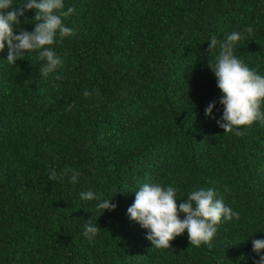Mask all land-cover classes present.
I'll use <instances>...</instances> for the list:
<instances>
[{"label": "trees", "instance_id": "1", "mask_svg": "<svg viewBox=\"0 0 264 264\" xmlns=\"http://www.w3.org/2000/svg\"><path fill=\"white\" fill-rule=\"evenodd\" d=\"M64 5L75 34L46 46L63 59L55 72L42 74L38 51L15 65L7 45L0 52V264H253L252 240L264 239V126L239 136L218 126L223 94L209 64L219 47L209 40L242 33L234 55L264 76V0ZM34 16L15 27L33 31ZM213 101L215 118L205 115ZM66 168L77 183L60 176ZM146 182L174 187L177 204L215 189L239 219L222 218L211 247L190 245L185 230L157 249L127 213ZM88 191L116 209L82 200ZM89 222L101 228L91 239Z\"/></svg>", "mask_w": 264, "mask_h": 264}, {"label": "clouds", "instance_id": "2", "mask_svg": "<svg viewBox=\"0 0 264 264\" xmlns=\"http://www.w3.org/2000/svg\"><path fill=\"white\" fill-rule=\"evenodd\" d=\"M64 0H23L19 5H14L13 0H0V52L7 45L6 61L15 65L22 59L26 52L38 51V59L44 61L41 72L44 76L56 71L63 64V59L51 48L57 43V36L74 35L73 29L66 27L62 18L71 15L75 9L68 7L65 11ZM28 10H35L34 30L29 32L18 29L20 17ZM17 31L19 34H16ZM245 31L248 35L253 33V28L248 26ZM242 39V33L232 32L224 40L216 36L210 37V49L219 47V55L214 64H209L217 79V87L222 96L219 103L223 105V115L217 124L224 133L242 135L239 128L259 121L264 126V76L250 69L242 60L234 55V45ZM62 75H56V80H61ZM93 93L99 95L98 90L85 91L84 95ZM216 102H210L205 108V115L212 116ZM71 173L70 182H78L79 173L71 168H66L60 176ZM60 177L55 170L49 175V180ZM227 191V188L225 189ZM82 200H100L98 209L114 211L117 207L111 199H101L95 193L88 191L81 193ZM131 220L147 229L146 238L157 249H170V241L180 236L187 230L190 245L200 247L211 241L217 232V225L222 218L231 221L239 219V213L226 206L223 198L218 197L215 189L193 190L187 195L186 202L177 204L176 189L172 186L162 187L160 184L143 183L135 191L133 204L127 209ZM184 218L181 219L180 215ZM100 227L91 222L84 225V236L90 239L99 231ZM91 234V235H90ZM252 251L259 256L253 258V264H264V239L252 240Z\"/></svg>", "mask_w": 264, "mask_h": 264}]
</instances>
